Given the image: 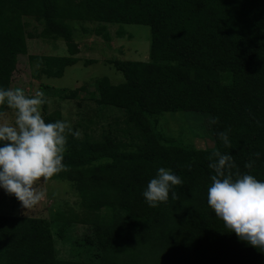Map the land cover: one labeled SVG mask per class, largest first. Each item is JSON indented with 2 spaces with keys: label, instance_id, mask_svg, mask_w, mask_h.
Instances as JSON below:
<instances>
[{
  "label": "trees",
  "instance_id": "trees-1",
  "mask_svg": "<svg viewBox=\"0 0 264 264\" xmlns=\"http://www.w3.org/2000/svg\"><path fill=\"white\" fill-rule=\"evenodd\" d=\"M23 17L42 19V37L66 44L67 56L29 57L47 78L62 77L79 61L69 21L97 23L96 35L107 41L106 24L151 31L149 60L111 61L124 83L100 79L96 100L122 109L143 144L120 151L106 138L67 139V171L50 179L75 184L81 206L92 214L86 222L95 229L99 264H264V252L228 232L207 204L213 150L264 181V0H0L3 88H10L18 58L27 53ZM189 110L219 118L210 127L211 148L185 147L153 130L156 117ZM229 129L231 147L225 148L217 133ZM256 152L259 159L251 155ZM250 159L255 164L245 169ZM160 167L183 184L173 189L178 199L170 192L167 203L152 208L142 192ZM105 211L113 216L105 219ZM0 264L80 263L55 258L46 221L0 216Z\"/></svg>",
  "mask_w": 264,
  "mask_h": 264
},
{
  "label": "rangeland",
  "instance_id": "rangeland-1",
  "mask_svg": "<svg viewBox=\"0 0 264 264\" xmlns=\"http://www.w3.org/2000/svg\"><path fill=\"white\" fill-rule=\"evenodd\" d=\"M27 53L19 56L12 75L10 88H21L32 95L35 90L45 92L47 103L42 115L53 122L70 123L79 138L69 134L67 139L104 141L120 151H132L143 144L140 131L122 109L97 104L100 98L98 82L107 78L112 85L124 83L122 74L116 71L113 60L148 61L151 31L148 26L137 24H106L109 40L96 35L97 23L69 21L72 43L77 47L79 61L67 67L60 78H47L30 63V56H67L62 39L49 40L42 37L45 23L35 17H23ZM122 37H117L118 32ZM85 60L95 63L84 66ZM64 91L60 97L58 91ZM72 95V96H71ZM65 97H71L67 99ZM210 116L205 112L185 111L164 113L151 121L155 132L169 136L189 148H211ZM102 160L100 162H104ZM47 198L34 208L25 210L19 201L0 188V216L31 218L46 221L52 233L55 258L59 261L80 264H99L100 248L96 242L95 229L87 220L92 214L83 209L75 184L57 179L38 182ZM105 219L113 216L111 211L102 212ZM106 214V215H104Z\"/></svg>",
  "mask_w": 264,
  "mask_h": 264
},
{
  "label": "clouds",
  "instance_id": "clouds-1",
  "mask_svg": "<svg viewBox=\"0 0 264 264\" xmlns=\"http://www.w3.org/2000/svg\"><path fill=\"white\" fill-rule=\"evenodd\" d=\"M36 67L39 69L40 62ZM46 103L43 90L28 95L21 88L0 87V188L14 196L25 210L46 200V191L36 185L67 171L63 163L67 137L80 135L72 131L67 121L46 123L42 115ZM218 119L212 117L209 124H217ZM229 132L230 129L217 133L225 148L231 147ZM251 155L259 159L261 154ZM207 159L214 173L207 189L208 207L228 232L264 252V181L241 173L228 153L213 150ZM254 164L255 160L250 159L244 167L251 170ZM182 184L178 175L160 167L142 196L149 207L156 208L168 202L170 192L173 200L178 199L173 189Z\"/></svg>",
  "mask_w": 264,
  "mask_h": 264
}]
</instances>
